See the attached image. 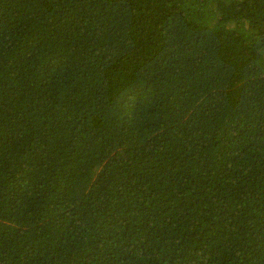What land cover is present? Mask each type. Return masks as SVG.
<instances>
[{"label": "trees", "instance_id": "trees-1", "mask_svg": "<svg viewBox=\"0 0 264 264\" xmlns=\"http://www.w3.org/2000/svg\"><path fill=\"white\" fill-rule=\"evenodd\" d=\"M0 264H264V0H0Z\"/></svg>", "mask_w": 264, "mask_h": 264}]
</instances>
